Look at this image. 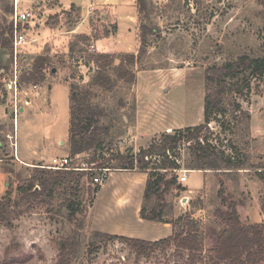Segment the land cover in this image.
Returning a JSON list of instances; mask_svg holds the SVG:
<instances>
[{
  "label": "rangeland",
  "instance_id": "374dc122",
  "mask_svg": "<svg viewBox=\"0 0 264 264\" xmlns=\"http://www.w3.org/2000/svg\"><path fill=\"white\" fill-rule=\"evenodd\" d=\"M15 1L0 0V26L11 20L4 8L7 5L14 8ZM76 1L81 9L68 16L65 11L69 9L64 8H68L69 0H58V4H52L51 0H17L19 12H29L30 17L20 23L26 41L20 46L17 57L20 81L17 114L14 112V97L4 85L5 79L12 73L13 61L5 60L7 68L0 73V198L8 193L11 197L19 196L20 187L32 167L51 163L53 156L67 152L68 85L88 81L95 68L89 61V52L113 55L136 53L137 32L141 23L158 26L159 32L150 37L141 66L134 67L133 83L120 80L112 91H91L92 102L106 111L101 121L110 126L105 147L97 150L106 158L116 153L134 154L164 132L201 124L204 68L242 53L264 55V0H148V9L144 12L138 11L134 0L137 13L135 24L125 18L117 22L112 11L109 16L101 15L103 8L89 11L86 16L88 0ZM196 4L199 10H196ZM57 13L58 23L51 27L48 25L50 17ZM89 30L91 34L99 35L92 41L94 50L90 45L82 54L70 51L69 44L75 35ZM105 32L108 36L103 37ZM45 48L50 49L52 63L51 70H43L45 80L41 82L32 79L30 72L35 57ZM32 86L37 88L32 89ZM38 92L39 95H36ZM27 99L31 100L30 103H25ZM240 102L250 114L249 134L244 139L245 150L250 152L254 163L264 164V77L253 80L250 94ZM209 129L213 141L231 153L227 147L231 139L229 132L222 131L214 121L209 124ZM7 135L16 138L17 156L32 163L26 165L18 161L11 145L14 139H9ZM184 151L185 146H181L182 159ZM87 158L88 154H84L77 162L86 166ZM115 162L109 161L108 166ZM10 169L13 171L10 172ZM183 172H186V181L181 183L179 177ZM207 172L181 168L177 172L178 182L184 190H170L165 195L167 219L190 212L205 225L204 252L196 264H209L207 250L224 227L219 217V212L225 209L218 196L220 181L224 183L227 198L236 203L241 221L264 222L260 208L263 182L252 170L241 169L230 175L213 170ZM92 173L93 178L98 171ZM116 175L118 173H111L107 187L93 203L87 192V176L81 178L77 189L81 207L76 218L85 224L82 230H93L90 214L93 216L94 210L103 207L111 189L129 184V178L116 180ZM94 203L97 206L92 208ZM20 209L23 211L13 220L11 228L0 223V264L11 260L10 264H55L58 242L73 232L75 221L67 220L65 209L59 213L48 206L28 210L21 206ZM121 231L127 233L128 230ZM150 233L146 230L132 232V235L150 238L158 237L161 232ZM182 262L173 247L160 248L148 256L137 257L126 244L111 241L101 243L95 252H83L71 264Z\"/></svg>",
  "mask_w": 264,
  "mask_h": 264
},
{
  "label": "trees",
  "instance_id": "16d2710c",
  "mask_svg": "<svg viewBox=\"0 0 264 264\" xmlns=\"http://www.w3.org/2000/svg\"><path fill=\"white\" fill-rule=\"evenodd\" d=\"M58 0H51L57 4ZM199 3L198 1L196 2ZM138 11L148 9V0H136ZM196 4V10L199 5ZM72 5L65 13L69 16L76 11ZM4 11L11 17L8 24L0 26V72L5 71V60L12 61L13 55V22L14 8L7 5ZM59 14L50 17L51 27L58 23ZM20 29V23L18 25ZM155 25L141 23L138 27V48L136 53L126 52L113 55L105 52H89V61L94 70L87 82L69 84V130L68 156L72 159L71 169L52 170L34 166L20 187V195L11 197V193L0 198V223L11 228L13 220L24 210L39 206H48L57 213L66 210L69 221H75L72 233L58 242V256L55 264H71L82 253L98 250L103 242L119 241L126 244L137 257H145L160 248L173 247L182 264H196L203 256L206 230L204 223L184 212L176 218H166L165 195L170 190L181 191L184 188L178 182V171L213 170L220 173H237L241 169L252 170L263 182L261 212L264 214V164L254 163L250 152L245 150L244 139L249 134L250 114L242 108L241 99L250 94L253 80L264 77V55L254 56L242 53L222 63H210L203 70L205 95L203 99V122L171 132L162 133L158 139L140 148L136 153H116L103 157L98 153L105 146L110 134V126L101 121L105 109L91 100V91H112L118 81L132 84L135 80V66H141L147 53L150 37L158 34ZM99 35L76 34L69 44V50L82 54ZM108 36V32L103 37ZM50 49L35 57L31 66V78L44 81L43 70H51ZM115 60H118L117 64ZM216 122L222 131H228L231 139L228 153L212 139L209 124ZM185 146L184 157L180 152ZM88 154L85 168H107L114 170H138L147 173L140 207V218L151 223H170L172 233L164 238L149 241L141 238L108 234L100 231H84V223L76 218L81 207L78 201V187L81 178L87 176V192L94 202L95 195L101 186L92 180L93 170H83L78 159ZM182 159V160H181ZM115 164L108 166L109 161ZM78 168V169H76ZM10 172L13 170H9ZM224 183L220 181L218 196L225 204L219 212L224 227L217 233L210 249L209 264H258L264 262V222H243L240 219L236 203L224 193ZM13 260L6 264L12 263Z\"/></svg>",
  "mask_w": 264,
  "mask_h": 264
},
{
  "label": "crops",
  "instance_id": "0c3cea01",
  "mask_svg": "<svg viewBox=\"0 0 264 264\" xmlns=\"http://www.w3.org/2000/svg\"><path fill=\"white\" fill-rule=\"evenodd\" d=\"M15 2V5L17 6V0ZM68 4V8L64 9H69L72 5H74L78 9H81V6L78 5V2L76 0H69ZM90 5H93V10L103 8L100 11L101 15L109 16L112 11L113 13H115L114 17L117 22L122 18H125L128 19L131 23L135 24L137 13L134 0H88L87 4L85 5L86 16H88L90 13L88 11ZM83 33H85L86 35H90L91 31H85ZM36 95H39V92ZM60 144L62 145L63 143L61 142ZM15 153L19 162L26 165L32 163V161H27L19 158L17 156V149ZM67 155L68 150L63 155H57L53 157H63ZM207 171L208 170L203 172L208 173ZM113 172L118 173V175H116V180L129 178L130 182L128 181L129 184L125 187H120L117 183L118 187H114L110 190L109 199L107 198L108 201L105 202V204H103V207L98 211L97 209L94 210L93 216L90 214L91 219L89 221L91 224V228L95 231L128 237H134V235H132V232L142 233L148 230V232H151L150 235H155V233H158L159 231L161 232L158 237L141 238L149 241H154L158 240V238L161 239L169 236L172 233L170 223H151L140 218L139 211L142 204L143 191L147 179V173L145 172L138 170L110 171L104 183L101 185L100 190L95 195L94 200H96L101 195L103 189L107 187L106 184L110 178L111 173ZM96 206V203H94L92 208H95ZM121 229L128 231H126L127 233H121L123 232L121 231ZM118 230L120 232H118Z\"/></svg>",
  "mask_w": 264,
  "mask_h": 264
},
{
  "label": "built area",
  "instance_id": "2783aa9c",
  "mask_svg": "<svg viewBox=\"0 0 264 264\" xmlns=\"http://www.w3.org/2000/svg\"><path fill=\"white\" fill-rule=\"evenodd\" d=\"M88 11H93V5L89 6ZM30 17L29 12H19L18 8L16 5H14V11L12 15V22H13V55H12V73L10 76L5 79L4 85L6 89L13 95L14 97V112L17 114V95L19 92V87H20V81L18 78V73H17V57L19 55V49L22 44L25 43L26 41V36L25 34L19 29L18 25L21 22L26 21ZM92 50H94V47L91 45ZM3 70H1L0 73H2ZM37 86H32V89H36ZM30 99H27L25 103H29ZM9 139H14V141H11V145L14 148V151H16V138L14 135H7ZM72 162V159L69 158V156H63V157H53L51 160V163H48L46 165H43L41 167H46L52 170H65V169H71L70 164ZM78 169V168H76ZM83 170H93L98 173L94 175L92 178L93 182L102 185L107 178L108 171L109 169L107 168H98V169H92V168H85V166H82ZM108 172V173H107ZM179 181L182 183L186 181V172H183V174L179 177Z\"/></svg>",
  "mask_w": 264,
  "mask_h": 264
}]
</instances>
